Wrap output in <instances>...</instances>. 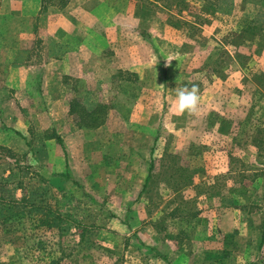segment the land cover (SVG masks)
<instances>
[{
    "label": "rangeland",
    "instance_id": "rangeland-1",
    "mask_svg": "<svg viewBox=\"0 0 264 264\" xmlns=\"http://www.w3.org/2000/svg\"><path fill=\"white\" fill-rule=\"evenodd\" d=\"M141 2L149 25L165 36L161 48L169 54L194 43L202 48L180 57V67L213 54L223 74L231 64L226 53L233 52L249 79L240 76L249 104L245 111L240 105L228 136L212 130L192 144L183 140L184 129L171 136L169 124L160 128L154 174L135 200L143 166L122 152V161L92 169L79 150L73 152L75 184L57 176L59 164L42 167L46 161L38 151L0 144V264H264V0ZM182 17L196 24L182 25ZM173 22L193 38L181 41L168 28ZM201 73L192 70L190 81H199ZM218 101L227 105L225 97ZM194 117L188 123L197 126ZM44 131L29 139L51 133ZM93 146L87 154L96 160L102 152ZM221 195L234 197L233 206L217 208ZM210 196L216 198L205 199Z\"/></svg>",
    "mask_w": 264,
    "mask_h": 264
},
{
    "label": "crops",
    "instance_id": "crops-1",
    "mask_svg": "<svg viewBox=\"0 0 264 264\" xmlns=\"http://www.w3.org/2000/svg\"><path fill=\"white\" fill-rule=\"evenodd\" d=\"M141 1L0 0V144L15 151H38L48 166L42 167L59 164L58 177L68 168L79 183L73 173V152L79 150L91 169L122 161V152L125 159L133 158L131 163L143 166L135 200L154 174L152 157L163 127L169 124L171 136L184 129L183 140L192 144L212 130L232 134L240 105L245 111L251 100L243 95L240 76L249 79L238 58L226 53L231 64L223 74L218 73L222 67L215 64L221 61L213 54L198 63L192 58L180 67V57L202 48L194 43L170 54L161 48L165 36L149 25ZM183 20L188 27L196 24ZM182 25L173 22L167 27L181 41L192 39L195 34ZM192 70L202 72L199 81H190ZM193 84L199 86L198 110L179 113L176 91ZM224 97L225 107L218 101ZM194 115L200 121L197 126L188 123ZM39 130L51 133L31 141L29 137L39 135ZM128 136L125 143L122 138ZM93 143L102 152L96 160L87 154L96 147ZM167 182L171 184V178ZM211 198L216 196L205 199ZM233 198L221 195L222 206L217 208L233 206Z\"/></svg>",
    "mask_w": 264,
    "mask_h": 264
},
{
    "label": "clouds",
    "instance_id": "clouds-1",
    "mask_svg": "<svg viewBox=\"0 0 264 264\" xmlns=\"http://www.w3.org/2000/svg\"><path fill=\"white\" fill-rule=\"evenodd\" d=\"M177 110L179 113L195 114L200 103L199 86L181 87L176 91Z\"/></svg>",
    "mask_w": 264,
    "mask_h": 264
},
{
    "label": "trees",
    "instance_id": "trees-1",
    "mask_svg": "<svg viewBox=\"0 0 264 264\" xmlns=\"http://www.w3.org/2000/svg\"><path fill=\"white\" fill-rule=\"evenodd\" d=\"M57 139L60 141V139H59V137H57ZM1 148V147H0ZM61 177H65V178H67V179H70V180H72L73 181V178L70 176V173H69V171H68V168L66 169V171L64 172V173H61V174H59ZM150 177V176H149ZM73 182H75V183H77L75 180L73 181ZM262 235H261V242H260V246L262 245V243H263V240H264V216H263V221H262Z\"/></svg>",
    "mask_w": 264,
    "mask_h": 264
}]
</instances>
